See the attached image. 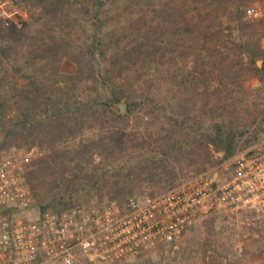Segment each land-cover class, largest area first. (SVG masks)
Segmentation results:
<instances>
[{"label":"trees","instance_id":"obj_1","mask_svg":"<svg viewBox=\"0 0 264 264\" xmlns=\"http://www.w3.org/2000/svg\"><path fill=\"white\" fill-rule=\"evenodd\" d=\"M14 2L28 18L0 20V74L24 85L0 97V151L44 152L26 172L38 213L78 206L82 192L123 203L169 191L264 137L261 88L244 86L264 74L250 0Z\"/></svg>","mask_w":264,"mask_h":264},{"label":"built area","instance_id":"obj_2","mask_svg":"<svg viewBox=\"0 0 264 264\" xmlns=\"http://www.w3.org/2000/svg\"><path fill=\"white\" fill-rule=\"evenodd\" d=\"M258 13L246 11L248 17ZM0 20L21 29L27 13L14 0H0ZM29 163L28 155L0 151V264H127L179 242L214 209L264 223V139L160 194L13 219L4 212L35 206Z\"/></svg>","mask_w":264,"mask_h":264},{"label":"rangeland","instance_id":"obj_3","mask_svg":"<svg viewBox=\"0 0 264 264\" xmlns=\"http://www.w3.org/2000/svg\"><path fill=\"white\" fill-rule=\"evenodd\" d=\"M250 1L251 5L244 8L243 17L256 23L257 31L253 35L256 39H260L264 47V0ZM250 8L258 10V17L247 16L246 11ZM255 66L259 69L263 67V57L255 59ZM75 68V64L67 59L61 64L63 73L71 74ZM260 78L263 80L262 83L258 77L249 76L244 82V86L246 92L252 97L256 95V89L261 88L260 92H257L259 93L257 98L264 100V74ZM0 84V97L6 94V98H9L15 93V88L24 85V81L14 76L11 71H4L0 74ZM7 114L9 117L14 116V113L9 110ZM263 139L264 137H261L253 146L245 150L253 148ZM2 140L3 136L0 133V143ZM7 151L16 153L20 157L28 155L30 162L44 155L39 147L29 150L27 148H11ZM225 161L227 159H224L223 154H216L215 164L212 168ZM184 180L186 179L180 178V181ZM152 191L159 192L158 188H143L137 189L136 194L143 197L150 195ZM34 200L38 207L39 201L36 198ZM105 200H107L105 194L94 191L82 192L73 199L76 205L86 208L101 204ZM36 207L30 211H16L12 218H29L38 213ZM4 214L10 216L7 212ZM127 264H264V223L249 215L230 216L222 210L214 209L191 227L179 242L159 247Z\"/></svg>","mask_w":264,"mask_h":264},{"label":"water","instance_id":"obj_4","mask_svg":"<svg viewBox=\"0 0 264 264\" xmlns=\"http://www.w3.org/2000/svg\"><path fill=\"white\" fill-rule=\"evenodd\" d=\"M259 64H261V63H259ZM117 110H118V112L121 113V114H126V113L128 112L126 102H125V101H122V102L118 105Z\"/></svg>","mask_w":264,"mask_h":264}]
</instances>
